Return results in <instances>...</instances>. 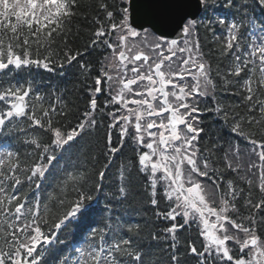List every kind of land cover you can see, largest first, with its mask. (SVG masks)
I'll return each instance as SVG.
<instances>
[{"label": "snow or ice", "instance_id": "obj_1", "mask_svg": "<svg viewBox=\"0 0 264 264\" xmlns=\"http://www.w3.org/2000/svg\"><path fill=\"white\" fill-rule=\"evenodd\" d=\"M74 62L75 110L37 82ZM49 259L264 264V0H0V264Z\"/></svg>", "mask_w": 264, "mask_h": 264}, {"label": "trees", "instance_id": "obj_2", "mask_svg": "<svg viewBox=\"0 0 264 264\" xmlns=\"http://www.w3.org/2000/svg\"><path fill=\"white\" fill-rule=\"evenodd\" d=\"M85 2L87 3L88 0H85ZM88 27L89 26L85 23L83 18H79L76 21V23H74L73 35L69 37L73 49L79 48L81 51L84 50L88 39ZM102 55L103 53H98V52H92L91 54L85 53L82 59L85 62L91 61L94 65H97L99 59L102 58ZM215 62L216 61L213 60V66H215ZM57 76H60V80L56 82L53 80V78H56ZM44 77L45 79H48L47 82L42 80ZM37 82L41 89L43 90L52 89L55 90L57 94L62 95L63 99L69 105L70 109L75 110V108L82 107L84 104L85 94L82 92L83 77L81 76L79 65L76 62H74L71 66L66 65L64 69H62L57 73L56 72L46 73L41 71V73L37 76ZM236 102H238V100L235 97L225 96L224 98V103H236ZM204 119L206 124V132L202 134V136L204 137L202 143L208 140L209 135H212L214 137L217 131L220 129V123L216 121L211 114H208L206 117H204ZM223 134L225 137H227L228 136L227 130H224ZM91 147L92 150H95L98 147V145H96L95 143V140L92 141ZM125 151L127 152V149H125ZM73 159L75 160V158ZM80 163H83L82 158ZM59 167L60 168L67 167L68 170L71 171L72 162L68 161L66 157L64 160L60 161ZM57 175H60V178L63 179V176L58 171H57ZM44 190L45 193L47 191H50L51 185L46 182L44 186ZM103 205H104V201L101 196L99 206L102 208ZM147 207L148 206H145L143 208V211L140 212L139 210V208H141L140 204L137 202L136 199L130 198L122 208L117 209V212L125 220L127 216L128 218L134 217L136 222H140L143 224L147 219V216L145 215V211ZM141 214H144V217H139V215ZM86 225L87 222H85L84 227H86ZM60 237L62 240L65 241V245H61V248L65 252L69 250L71 243L78 242V238L73 233L71 228L68 230H62L60 232ZM49 264H53L51 259H49Z\"/></svg>", "mask_w": 264, "mask_h": 264}, {"label": "bare ground", "instance_id": "obj_3", "mask_svg": "<svg viewBox=\"0 0 264 264\" xmlns=\"http://www.w3.org/2000/svg\"><path fill=\"white\" fill-rule=\"evenodd\" d=\"M61 70H62V69H57L56 73L59 72V71H61ZM51 78H52V77H51ZM42 80L47 82L48 79H45V77H44ZM53 80L57 82L58 80H60V76H57L56 78H53ZM139 210H140V212H141V211H143V208L141 207V208H139ZM117 213H118V212H117ZM139 217H144V214L139 215ZM126 220L129 221V222H136V220H135L134 217H132V218H128V216H127V217H126Z\"/></svg>", "mask_w": 264, "mask_h": 264}]
</instances>
